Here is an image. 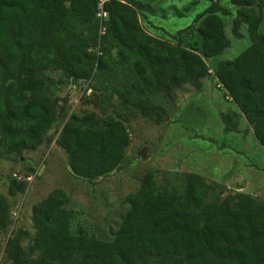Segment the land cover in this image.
<instances>
[{
    "label": "trees",
    "instance_id": "16d2710c",
    "mask_svg": "<svg viewBox=\"0 0 264 264\" xmlns=\"http://www.w3.org/2000/svg\"><path fill=\"white\" fill-rule=\"evenodd\" d=\"M0 0V157L10 159L35 149L58 119L56 101L42 84L27 76L59 73L49 82L107 92L133 113L161 122L165 109L151 95L173 100L178 89L201 90L210 77L205 59L230 47L222 16L213 3L194 19L201 38L199 52L168 47L147 35L139 16L150 9L139 0ZM239 8L232 34L241 38L247 23L250 45L235 59L217 63L214 78L239 112L222 115L226 132H237L239 117L247 122L264 149V29L249 9H264V0H230ZM145 8V9H144ZM94 113H72L57 138L70 170L96 179L117 169L130 140L124 124ZM10 141L4 148L5 137ZM149 168L111 240L85 232L73 234V211L62 189H53L32 207L35 229L30 252L40 264H264V203L236 193L220 201L205 182L175 175L163 187ZM26 182L11 180L9 194L24 191ZM12 223L11 205L0 194V231ZM13 264H28L20 243L10 251Z\"/></svg>",
    "mask_w": 264,
    "mask_h": 264
},
{
    "label": "rangeland",
    "instance_id": "374dc122",
    "mask_svg": "<svg viewBox=\"0 0 264 264\" xmlns=\"http://www.w3.org/2000/svg\"><path fill=\"white\" fill-rule=\"evenodd\" d=\"M150 9L139 16L143 31L161 40L168 47L180 46L199 52L201 38L195 31V17L217 3L228 15L222 16L230 47L212 59H205L210 77L197 91L184 86L173 100L162 94L151 95L154 104L165 109L164 119L156 123L133 113L132 109L107 92L88 87L89 81L76 85L54 83L60 74L43 73L27 76L40 82L45 94L55 100L58 119L38 141L35 149L25 150L10 159L0 157V194L11 205L12 223L0 231V264H13L10 251L18 241L28 264H40L39 252H30L35 229L32 207L53 189H62L73 211L71 232H85L101 240H111L128 208L127 197L140 187L141 179L151 168L157 173V187L165 186L175 175L197 178L212 187V194L224 201L242 193L264 203V149L253 137L242 116L237 132H226L222 115L238 112L236 106L214 78L220 61L235 59L250 45L247 23H241V38L232 34L233 19L239 10L230 0H139ZM261 20L264 9L248 7ZM52 78L54 82H49ZM94 113L101 121L112 117L121 121L130 140L120 166L105 177L88 179L75 175L69 168L65 152L57 138L66 119ZM239 113V112H238ZM10 141L5 137L4 148ZM145 149L146 158L138 154ZM11 180L26 182L24 191L9 194ZM55 264V263H48Z\"/></svg>",
    "mask_w": 264,
    "mask_h": 264
},
{
    "label": "built area",
    "instance_id": "2783aa9c",
    "mask_svg": "<svg viewBox=\"0 0 264 264\" xmlns=\"http://www.w3.org/2000/svg\"><path fill=\"white\" fill-rule=\"evenodd\" d=\"M104 1H105V0H100V1H99L100 12L97 14V16H98V17H101V18H106V17H107V14L101 11V7H102Z\"/></svg>",
    "mask_w": 264,
    "mask_h": 264
},
{
    "label": "water",
    "instance_id": "95a60500",
    "mask_svg": "<svg viewBox=\"0 0 264 264\" xmlns=\"http://www.w3.org/2000/svg\"><path fill=\"white\" fill-rule=\"evenodd\" d=\"M138 155H139L140 157H142V158H146V151H145V149H144V148L141 149Z\"/></svg>",
    "mask_w": 264,
    "mask_h": 264
},
{
    "label": "crops",
    "instance_id": "0c3cea01",
    "mask_svg": "<svg viewBox=\"0 0 264 264\" xmlns=\"http://www.w3.org/2000/svg\"><path fill=\"white\" fill-rule=\"evenodd\" d=\"M252 132V131H251ZM253 134V133H252ZM254 137V136H253Z\"/></svg>",
    "mask_w": 264,
    "mask_h": 264
}]
</instances>
